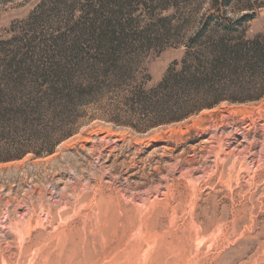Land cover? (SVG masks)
<instances>
[{
	"label": "rangeland",
	"instance_id": "1",
	"mask_svg": "<svg viewBox=\"0 0 264 264\" xmlns=\"http://www.w3.org/2000/svg\"><path fill=\"white\" fill-rule=\"evenodd\" d=\"M92 9L103 12L90 0H0V71L86 34ZM123 11L142 27L184 16L150 17L139 0ZM245 30L264 37V9ZM185 53L154 46L125 90L155 88ZM112 97L78 104L51 153L5 161L0 137V264H264V96L150 128Z\"/></svg>",
	"mask_w": 264,
	"mask_h": 264
},
{
	"label": "trees",
	"instance_id": "2",
	"mask_svg": "<svg viewBox=\"0 0 264 264\" xmlns=\"http://www.w3.org/2000/svg\"><path fill=\"white\" fill-rule=\"evenodd\" d=\"M90 1L103 12L89 11L86 34L58 38L52 50L2 62L0 137L10 139L5 161L51 153L71 135L78 104H97L110 95L120 97L145 128L177 123L226 101L264 96V37L247 38L245 30L264 0H139L150 17L156 10L184 14L180 24L171 15L145 27L125 17L127 0ZM167 45L186 47L181 63L149 91L125 90L141 56Z\"/></svg>",
	"mask_w": 264,
	"mask_h": 264
}]
</instances>
